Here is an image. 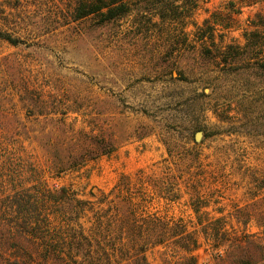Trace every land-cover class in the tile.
<instances>
[{
    "label": "rangeland",
    "instance_id": "obj_1",
    "mask_svg": "<svg viewBox=\"0 0 264 264\" xmlns=\"http://www.w3.org/2000/svg\"><path fill=\"white\" fill-rule=\"evenodd\" d=\"M74 1L0 0V32L18 41L0 38V200L42 179L76 204V187L108 190L120 174L166 158V147L190 152L202 132L200 166L230 182L202 210H262L250 198L264 179V0H196L192 14H170L167 30L156 15L160 0H129V12L111 22L73 20ZM99 140L114 152L86 155L76 169L80 150ZM189 203L183 194L160 210L195 223ZM8 220L0 218V264L13 258L2 232ZM238 221L231 224L240 228ZM249 252L264 264L261 250ZM194 255L198 264H221L203 241ZM147 256L150 264L175 260L163 247Z\"/></svg>",
    "mask_w": 264,
    "mask_h": 264
},
{
    "label": "trees",
    "instance_id": "obj_2",
    "mask_svg": "<svg viewBox=\"0 0 264 264\" xmlns=\"http://www.w3.org/2000/svg\"><path fill=\"white\" fill-rule=\"evenodd\" d=\"M128 1L75 0L72 19L96 15L102 22H111L129 12ZM180 1L160 0L156 15L164 30L173 23L171 13L187 10L192 14L197 5L196 0L188 4ZM178 23L199 29L185 17ZM0 38L12 45L18 43L1 32ZM204 54L215 56L209 49ZM96 143L94 148L80 150L76 169L84 166L86 155L94 160L115 150L113 143ZM201 144L195 142L190 152L166 147V158L133 174H120L108 190L89 186L88 182L80 187L82 190L76 187V204L68 198L65 188L54 196L42 179L33 181L30 193L15 191L3 196L0 218L9 220L8 228L2 226V232L13 253L9 264H150L147 254L156 247L165 248L166 255L175 259L172 264H198L194 252L202 241L216 251L221 264H255L250 246L263 252L258 262L264 263V207L251 211L249 206L229 208L226 204L216 209L218 217L202 210L210 203H218L216 197L230 182L200 166ZM208 175L213 186L193 185ZM254 191L250 200H261L264 206V193L258 194L264 191V179L256 182ZM183 194L189 198L195 223L160 210L177 203ZM231 219H243L242 226L235 227ZM251 219H258L254 232L247 229Z\"/></svg>",
    "mask_w": 264,
    "mask_h": 264
},
{
    "label": "water",
    "instance_id": "obj_3",
    "mask_svg": "<svg viewBox=\"0 0 264 264\" xmlns=\"http://www.w3.org/2000/svg\"><path fill=\"white\" fill-rule=\"evenodd\" d=\"M202 132H197L196 134H195V136H194V140H195V142H197V143H200V141H201V139H202Z\"/></svg>",
    "mask_w": 264,
    "mask_h": 264
}]
</instances>
